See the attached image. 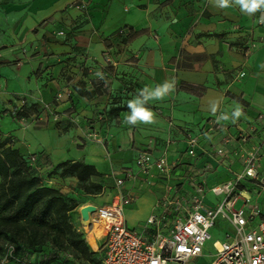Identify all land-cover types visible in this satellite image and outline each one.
<instances>
[{"label": "crops", "instance_id": "crops-1", "mask_svg": "<svg viewBox=\"0 0 264 264\" xmlns=\"http://www.w3.org/2000/svg\"><path fill=\"white\" fill-rule=\"evenodd\" d=\"M260 16L261 12L248 16L238 7L219 9L214 0H36L19 28L27 53L15 47L0 55V144L22 156L42 154L52 165L86 163L100 175L118 167L124 168L123 173H135L138 152L149 150L156 157L165 155L176 166L172 185L178 192L189 189L194 175L208 188L229 182L232 173L244 171L246 151L262 156L257 171L264 175V120H259L264 117V25H259ZM110 61L120 79L136 78L137 91L175 77L174 92L163 100L149 101L154 123L128 125L124 118L129 112H121L120 118L110 119L120 122V127L96 125L97 135L79 151L75 139L84 138L82 129L60 134L52 127L40 130L2 115L20 108L24 98L53 110L48 102L61 93L57 108L61 118L76 108L85 119L91 115L88 110L101 111L112 100L106 94L80 97L74 84L81 80L82 71L73 67L83 62L86 67L104 68ZM39 71L42 75L37 79ZM242 71L247 74L244 80L239 79ZM66 76L74 77L72 86ZM217 100L219 107L213 114L210 105ZM237 106L243 115L233 122L231 113ZM221 114L229 119L218 120ZM190 135L203 136L204 150L197 159L187 157ZM242 135L249 137L246 144ZM227 137L231 139L228 150L237 154L235 161L210 156V147ZM129 141L134 145L130 147ZM136 177L124 187L134 201L125 219L129 228L142 231L172 190L161 181L148 187L145 176ZM252 196L264 214V193ZM208 202L214 204L215 198L209 195Z\"/></svg>", "mask_w": 264, "mask_h": 264}, {"label": "built area", "instance_id": "built-area-1", "mask_svg": "<svg viewBox=\"0 0 264 264\" xmlns=\"http://www.w3.org/2000/svg\"><path fill=\"white\" fill-rule=\"evenodd\" d=\"M75 8L83 9L82 6ZM60 36L64 37L65 33H60ZM246 75V72H240L239 79L244 80ZM259 120L263 121L264 117L260 116ZM216 126L215 121L212 129ZM202 139V135L189 136L188 158L200 156V151L204 150ZM248 139L247 135L241 138L244 144ZM230 142L227 137L223 143L212 145L209 155L235 161L237 154L227 148ZM243 155L244 171L232 173L233 179L229 182L208 188L193 174L188 194L176 196L177 188L172 185L176 166L165 155L156 157L149 150L138 152L136 172L126 171L122 177L116 178L117 195L110 204L96 207L98 221L105 228L100 248L101 264H199L211 240L210 232L221 220L231 231L226 234L225 241L213 243L209 264H264V214L252 196V193H264V175L257 171L262 156L248 154L247 151ZM26 161L32 167L36 157ZM139 174L145 176L148 187L161 181L171 186L174 193L163 200L159 210L145 222L142 231L129 228L125 219L126 210L134 201L126 196L124 187L127 180ZM209 195L215 198L214 204L208 202ZM84 224L88 231L90 226Z\"/></svg>", "mask_w": 264, "mask_h": 264}, {"label": "rangeland", "instance_id": "rangeland-1", "mask_svg": "<svg viewBox=\"0 0 264 264\" xmlns=\"http://www.w3.org/2000/svg\"><path fill=\"white\" fill-rule=\"evenodd\" d=\"M35 1L36 0H0V55L5 50L15 47H20L19 49L21 51V54L24 55L27 53V51H25L24 49L25 42L21 40V33L19 32V28L22 24L27 8H29L32 2ZM114 53L116 52L114 51ZM34 56L37 55H35L34 53ZM107 64L108 66L104 68H91L86 67L83 62H79L78 65L76 64V67H73L82 71V78L74 84L75 87L85 86L86 89L94 92V96L106 94L109 95L112 100V103L108 102L107 105L103 104L105 108L103 110L101 109V111L97 110L93 112L91 110H88L87 112L91 113V115H88V117H85V119L81 118L76 108L68 109L66 111L67 114L65 115V117L63 119L61 118L62 114H60V112H57V108L59 105L58 102H61V100L63 99V95L61 93H56L49 100L50 103L48 102V104L52 106L53 110H51L50 108L48 110V108H44L42 105L27 103L28 99L24 98L23 101H25V103L20 105V108L14 107L12 110L3 112L2 115H6L7 117L12 118L16 114L17 110H21L24 106H26L27 111L30 113V117L27 119H19L18 121L20 123H23L25 125L34 124L35 128L40 130H46L52 127L60 134L68 133L73 129H82L84 138H76L75 143L79 151H83L84 145H86L87 140H89L90 138H94L97 135V129L95 128L96 125H99L102 128L108 127L110 129H116L120 127V122L115 124V122H112L110 119L116 117V115L120 118L118 110L128 108V101L131 100L138 92L135 77L131 76L127 81H125L124 79L122 80L119 78L120 74L116 73L117 70L111 66V61ZM94 70H96V72H93ZM97 72L103 73L105 79L98 78V76L96 75ZM37 74L39 75L40 71ZM41 75L42 74L37 76V79L41 77ZM66 77L69 80L68 83L70 84V86H72L70 81H72L74 77ZM67 79H65L63 82H65ZM52 80L53 78H51V81ZM104 80L107 81L105 85H101V83L98 84V82H102ZM48 81L50 82V80ZM116 82L121 83L123 89H121L120 84L118 85L116 84ZM53 91L54 90H52V92ZM76 106L80 107V103H77ZM129 128L131 129L132 126ZM78 140L80 142H78ZM108 143L109 142L107 141L105 142V146L107 149L109 147ZM128 144L131 147L132 141H129ZM23 157L25 159H29L31 156ZM35 157L36 162L31 168L41 178L43 185L49 188H52L54 186L58 187L59 190H62L64 192L63 195L66 198H68L69 200H74L77 203L78 208L70 214V223L74 231L82 235L86 244L88 245L86 239L87 231L85 230V224L83 223L80 212L83 208L88 206L102 207L110 204L118 193L116 178L124 174L122 172L124 168L118 167L115 172L101 175V177L99 178L92 179L90 183L82 185L75 177L62 176V164L52 165L50 159L44 157L42 154L36 155ZM99 187L101 188V190L98 189ZM173 188L176 187L173 186ZM187 190L188 189L178 192L176 189L175 195H187L189 192ZM173 194L174 193L172 191L167 196L169 197ZM95 220H98V218H96ZM230 231L231 229L229 228V226L222 220L219 222L218 226L215 229L211 230V240L209 241L208 246L205 249L203 258L199 261V264H209L211 262L213 255V243L216 241H225L226 234ZM98 244L99 248L97 251L92 250V248L88 245L91 253L93 254V258L90 260L91 264H98L102 261V253L100 251V248L103 244V238L98 241ZM53 252H56V248L52 246L44 247L41 250L40 254H31L24 249L16 250L12 245L6 244L3 254L0 256V264H44L42 260L43 256L52 254ZM53 264L90 263L88 262V260L74 254L72 249L66 246V248L60 252V259Z\"/></svg>", "mask_w": 264, "mask_h": 264}, {"label": "trees", "instance_id": "trees-1", "mask_svg": "<svg viewBox=\"0 0 264 264\" xmlns=\"http://www.w3.org/2000/svg\"><path fill=\"white\" fill-rule=\"evenodd\" d=\"M75 91L85 99L94 97V92L85 86H77ZM121 112H129V109H119L118 113ZM29 117L30 113L24 106L12 119ZM61 168L63 177H75L82 185L101 177L94 166L82 162H67ZM98 189L101 190L100 187ZM77 208L74 200L43 185L19 151L0 144V256L6 244L31 254H40L44 247L52 246L56 252L44 255L42 260L44 264H53L67 246L91 264L93 254L70 223V214Z\"/></svg>", "mask_w": 264, "mask_h": 264}, {"label": "clouds", "instance_id": "clouds-1", "mask_svg": "<svg viewBox=\"0 0 264 264\" xmlns=\"http://www.w3.org/2000/svg\"><path fill=\"white\" fill-rule=\"evenodd\" d=\"M215 6L219 9H227L230 7H238L239 10L248 15L254 16L257 12H261L259 23H264V0H214ZM96 75L100 79H104L103 73L97 72ZM176 88V79L165 80L161 84H157L154 87L145 85L140 89L137 94L128 101L127 107L129 114L125 116L124 123L135 126L138 123L152 124L155 122V113L148 106L149 101L163 100L170 93L174 92ZM219 101H215L210 105L211 111L215 114L219 107ZM243 115L242 107L237 106L231 113V119L233 122L238 120ZM227 114H221L218 120H228Z\"/></svg>", "mask_w": 264, "mask_h": 264}, {"label": "bare ground", "instance_id": "bare-ground-1", "mask_svg": "<svg viewBox=\"0 0 264 264\" xmlns=\"http://www.w3.org/2000/svg\"><path fill=\"white\" fill-rule=\"evenodd\" d=\"M96 218L97 213L95 212L90 215L89 220L86 222V225L90 226L86 234L87 243L94 251L98 250V241L102 238L105 232L104 225L100 221L95 220Z\"/></svg>", "mask_w": 264, "mask_h": 264}, {"label": "water", "instance_id": "water-1", "mask_svg": "<svg viewBox=\"0 0 264 264\" xmlns=\"http://www.w3.org/2000/svg\"><path fill=\"white\" fill-rule=\"evenodd\" d=\"M96 210L97 208L94 206H88V207L83 208L80 212L83 222L84 223L87 222L90 218V215L95 213Z\"/></svg>", "mask_w": 264, "mask_h": 264}]
</instances>
